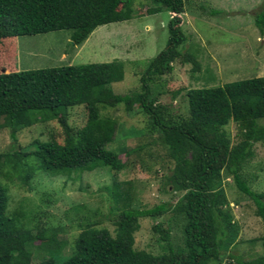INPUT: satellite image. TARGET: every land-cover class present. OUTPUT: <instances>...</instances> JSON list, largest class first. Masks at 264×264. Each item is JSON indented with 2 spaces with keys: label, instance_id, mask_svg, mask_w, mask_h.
I'll return each instance as SVG.
<instances>
[{
  "label": "trees",
  "instance_id": "16d2710c",
  "mask_svg": "<svg viewBox=\"0 0 264 264\" xmlns=\"http://www.w3.org/2000/svg\"><path fill=\"white\" fill-rule=\"evenodd\" d=\"M133 1L0 0V45L11 47L18 36L69 30L72 47L81 46L97 27L130 20ZM145 1L153 4L148 13L170 12L169 37L166 47L140 74L138 91L116 94L111 90L112 83L124 78V65L116 60L1 69L0 128L7 126L13 140L18 130L36 123L54 121L59 131L51 133L48 140L31 143L32 150L0 152V170L9 166L23 183L37 172L53 177L107 167L118 173L130 164L134 154L139 156L134 162L150 170L160 161H167L166 185L179 194L178 199L174 205L132 208L126 182L115 180L105 187L111 201L122 207L114 221V234L87 223L73 241L70 253L63 256L65 247L57 241L55 229L27 228L22 223V209L7 213L8 196L0 185V264H221V250L237 236L225 209V175L231 176L238 190L252 200L255 214L264 225V192L252 191L241 177L244 164L253 156V145L264 141V125L258 123L264 118V76L188 89L187 116H173L152 92L154 78L171 73L176 61L190 64L191 72L200 70V62L191 53L178 49L185 41L180 28L184 0ZM253 17L255 26L264 33V11ZM136 105L148 118L143 131L148 140L120 152L109 150L117 122L102 111L123 106L132 113ZM76 106L87 110L86 123L80 128L68 123L67 109ZM230 122L238 128L235 144L226 130ZM143 153H148L150 164ZM167 212L182 220L183 247L176 249L171 243V228L158 223L152 229L165 243L164 252L153 254L136 249L134 232L139 228L138 221ZM36 242L43 255L34 263L31 247ZM260 242L261 254L247 261L230 255L233 261L229 264H264V234Z\"/></svg>",
  "mask_w": 264,
  "mask_h": 264
},
{
  "label": "rangeland",
  "instance_id": "374dc122",
  "mask_svg": "<svg viewBox=\"0 0 264 264\" xmlns=\"http://www.w3.org/2000/svg\"><path fill=\"white\" fill-rule=\"evenodd\" d=\"M152 5L145 0H134L130 20L97 27L81 46L72 47L69 30L15 37L13 46L0 45V71L116 60L124 65V78L112 83L111 90L116 94L138 91L140 74L166 47L169 37L170 12L148 13ZM211 11L217 12L211 14ZM259 11H264V0H184L180 28L185 41L178 49L194 55L200 62V70L191 72L190 64L174 62L171 73L154 78L151 89L157 94L158 103L165 105L173 116L185 117L188 114L185 95L188 89L217 87L264 76V33L255 26L253 17ZM102 113L117 122L113 141L107 146L109 150L120 152L124 147H135L148 140L143 133L148 118L137 105L132 113H127L123 106L107 108ZM67 117L72 127L80 128L86 123L87 110L84 106L68 108ZM258 123L264 125V118ZM226 130L235 144L238 141L237 125L230 122ZM58 131L59 126L54 121L36 123L18 130L16 140H13L10 129L4 126L0 128V152L32 150L34 144L31 143L48 140L51 133ZM252 150L253 156L244 164L241 177L252 191L264 192V141L255 143ZM142 155L150 164L148 153ZM138 157L132 154L130 164L118 173L107 167L53 177L37 172L27 183L5 165L0 170V185L8 196L7 213L22 209L25 214L22 223L27 228L55 229L57 241L65 247L62 255L66 256L87 223L114 234V221L122 207L111 201L105 187L115 180L126 182L132 208L175 204L179 194L166 185L167 161H160L150 170L134 162ZM223 185L228 201L225 209L231 215L237 236L232 244L221 250V264L231 263L230 255L242 261L250 260L262 253L260 238L264 234V225L255 214L252 200L238 190L231 176H224ZM181 221L171 212L141 218L139 228L134 232V247L153 254L163 253L166 245L152 229L161 223L171 228V243L175 248H182ZM37 246L38 242L31 247L34 263L43 255Z\"/></svg>",
  "mask_w": 264,
  "mask_h": 264
}]
</instances>
